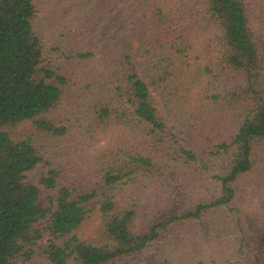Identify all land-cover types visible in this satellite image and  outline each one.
Listing matches in <instances>:
<instances>
[{"label": "trees", "instance_id": "obj_1", "mask_svg": "<svg viewBox=\"0 0 264 264\" xmlns=\"http://www.w3.org/2000/svg\"><path fill=\"white\" fill-rule=\"evenodd\" d=\"M93 4L103 18L83 35ZM263 33L264 0H52L44 16L36 0H0V264H114L177 220L234 201L264 140ZM152 91L182 126L181 155L160 138L167 126ZM101 139L87 182L69 161ZM205 141L212 147L197 152ZM218 162L209 178L219 197L143 229L138 202L120 194L130 181L180 182L191 163ZM38 163L47 166L38 184L55 189L48 207L24 182ZM249 219H229L223 231L235 239L201 264H264V224L253 232Z\"/></svg>", "mask_w": 264, "mask_h": 264}, {"label": "rangeland", "instance_id": "obj_2", "mask_svg": "<svg viewBox=\"0 0 264 264\" xmlns=\"http://www.w3.org/2000/svg\"><path fill=\"white\" fill-rule=\"evenodd\" d=\"M36 2L39 15L44 16L47 9L50 8L52 0H36ZM122 14L126 18L124 11H122ZM90 16L94 18L84 28L85 32L83 35H87L92 30L93 25L100 22L103 18V11L93 4ZM49 38L50 36L44 40L45 42L47 41V47L50 44ZM48 49L50 56L55 58V50L50 47ZM93 50L97 52L96 55L98 56L97 50L99 49L94 47ZM142 60L143 58H138V62ZM152 94L167 126V131L160 138L166 146L169 145L171 147L170 151L172 153L181 155L180 148H188V145L184 142L185 135L179 133V130H182V126L180 127L177 121L167 115L159 96L154 91H152ZM228 138L231 140L233 134L229 135ZM103 141L101 139L96 141L91 147L82 148L74 157L70 158V170L74 171L77 177L79 175L81 178L87 179V182L93 180L91 156L95 148L103 145ZM70 143H67L68 146H70ZM50 144H46L45 148L47 151L51 146ZM211 147L212 144L205 141L196 146L195 149L199 153H206ZM253 154V171L247 174L241 184L238 185L237 197L234 201L229 202L228 205H222L218 210L207 212L203 218L177 220L160 239L150 242L139 252L123 256L114 264H201L203 256H205L204 260L206 261L212 259V257L218 261L222 256H220L218 251L226 248L237 235V233L227 234L223 231L224 224L229 219L236 218L237 213H240L242 217L247 216L250 218V221L247 220V227L253 232H257L256 223L262 222L264 224V140L257 141L254 144ZM44 157L47 158L48 153L44 152ZM63 158L62 153H59V159H55L62 160ZM66 161L67 157L63 162ZM221 165V162L217 163V168L216 166L208 165L202 171L200 164L191 163L187 167L188 178L182 177L180 182L174 176H169L168 181L165 183L161 181L150 183L147 179L136 180V182L130 181L129 184L123 187L120 194L129 201L138 202L137 224L139 228L143 229L152 222L164 220L173 214L192 210L198 203L219 197L221 194L220 186L209 176L214 170H216L215 172H222ZM46 170L47 166L45 164L38 163L25 173L24 182L38 184L40 177ZM54 194L55 189L39 185L38 201L43 206H49V197ZM42 222L44 220L40 221V223ZM262 223L261 225H263ZM210 226H212L211 232L207 234L206 229ZM93 229V225L89 226L84 234L86 236L89 235V232ZM49 239L46 234L40 240V249L43 250L47 247ZM167 241L168 246L164 248L163 243ZM163 253L168 257L166 261L163 259ZM44 262V259L37 257L28 264H44ZM235 262L232 259V264H238ZM223 264L229 263L225 262Z\"/></svg>", "mask_w": 264, "mask_h": 264}]
</instances>
